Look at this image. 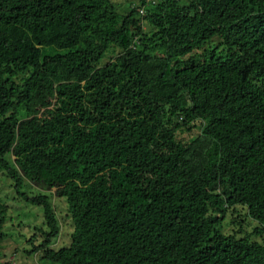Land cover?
Returning <instances> with one entry per match:
<instances>
[{"label": "trees", "instance_id": "trees-1", "mask_svg": "<svg viewBox=\"0 0 264 264\" xmlns=\"http://www.w3.org/2000/svg\"><path fill=\"white\" fill-rule=\"evenodd\" d=\"M138 2L0 0V173L43 209L33 251L264 264V0ZM53 196L73 226L58 250ZM236 206L251 235L223 232ZM6 213L0 200V243Z\"/></svg>", "mask_w": 264, "mask_h": 264}, {"label": "rangeland", "instance_id": "rangeland-1", "mask_svg": "<svg viewBox=\"0 0 264 264\" xmlns=\"http://www.w3.org/2000/svg\"><path fill=\"white\" fill-rule=\"evenodd\" d=\"M114 2L122 10L127 9L129 6L138 5L139 3L138 0H114ZM144 28L145 31L150 32V27L146 22L144 23ZM118 54L119 51L114 53V49H110L102 59L101 64H107L108 61L114 59ZM181 137L186 140L192 138L193 135L184 132L181 133ZM21 191L27 193L29 196H33L40 189L25 180ZM52 192L55 193L54 190ZM53 197V204L56 207L57 216L61 223L60 236L53 244V248L58 250L70 245L73 226L69 218L66 199ZM0 200L7 206V221L3 227V232L6 237L0 243V264H50L42 259V253L40 251H33L34 246L40 244L42 239L36 236L33 242L30 241L33 235L39 232V229L45 227L43 209L24 200L12 186L11 181L1 175V173ZM226 219L222 229L225 234L238 233V237H240L239 232L242 230V234L251 235L255 227H260V224L251 219L247 213V209L242 206L229 209ZM258 239L260 240V238L252 236V240L258 241Z\"/></svg>", "mask_w": 264, "mask_h": 264}, {"label": "built area", "instance_id": "built-area-1", "mask_svg": "<svg viewBox=\"0 0 264 264\" xmlns=\"http://www.w3.org/2000/svg\"><path fill=\"white\" fill-rule=\"evenodd\" d=\"M141 13H144V9H141Z\"/></svg>", "mask_w": 264, "mask_h": 264}]
</instances>
